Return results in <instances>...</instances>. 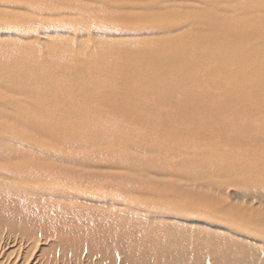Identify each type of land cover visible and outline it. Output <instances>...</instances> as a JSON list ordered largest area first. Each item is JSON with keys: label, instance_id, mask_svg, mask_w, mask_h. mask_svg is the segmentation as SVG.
<instances>
[{"label": "bare ground", "instance_id": "6f19581e", "mask_svg": "<svg viewBox=\"0 0 264 264\" xmlns=\"http://www.w3.org/2000/svg\"><path fill=\"white\" fill-rule=\"evenodd\" d=\"M141 2L149 3L109 5L138 10ZM147 7L186 29L140 46L98 39L86 50L55 41L51 63L82 71L70 84L49 67L30 77L40 71L33 50L0 63V86L21 103L0 109V222L24 233L20 242L6 236V245L18 244L9 264L21 242L32 250L39 238L53 242L26 264H264V212L242 205L264 207V0ZM153 91L172 96L161 99L162 115L126 114L142 102L138 93ZM133 149L150 151L162 170L150 174L149 159ZM93 164L113 170L86 169ZM192 173H205L203 182L183 185ZM230 185L237 205L223 196ZM188 206L217 209L230 224L192 223L180 210ZM35 219L47 235L30 234Z\"/></svg>", "mask_w": 264, "mask_h": 264}, {"label": "rangeland", "instance_id": "374dc122", "mask_svg": "<svg viewBox=\"0 0 264 264\" xmlns=\"http://www.w3.org/2000/svg\"><path fill=\"white\" fill-rule=\"evenodd\" d=\"M145 1L149 3L144 4L141 2V4H139L140 8L138 10H134L132 4L124 5L117 3L109 5V0L102 2L104 6L100 4L101 7H97L96 5H93V7L86 6L87 3L91 2L90 0H0V63L8 60L7 58H9V56L15 57V60H19V54L22 53V51L25 52L33 50L39 54V61H37L34 67L39 68L40 71L32 73L33 75L31 74L30 77H38V75L44 71L43 68L46 69L49 67L53 77H57L70 84L73 82V77L77 76L79 73L82 74V71L77 68L74 70L72 64L63 61L57 65H55V63H51L48 49L53 43H55V41L69 42L73 49L74 47L77 48L84 45L83 49L86 50H92L98 39L120 43L139 42V46L148 41L163 42L165 41L164 39L172 37L174 34L185 30L186 26L183 24L185 22H173V18L170 14H161V17H155L152 15V18L144 13L143 9H148L147 6L154 7L155 5L156 7L158 3H161V8L168 12V10L173 9L175 5L179 6L184 3L190 5L194 4L197 0ZM82 4L86 6V10L88 8L86 13H91L90 16H84L85 11L83 10L85 9H81L79 7V5ZM133 6L135 7V5ZM105 13L108 15L107 17L101 15ZM167 28L169 29L167 30ZM134 80L137 81V84L141 83V81L143 82V78L140 76L134 77L133 81ZM248 91V89H245V95H248ZM138 94L141 97L142 102L138 106L129 108L126 113L127 115L140 116L144 112L159 115L162 112V107H164L161 99L172 98V96H168L167 94L163 97V95H161L158 91H153L144 96H141L140 93ZM14 95V93L5 90L0 86V109L19 106L21 103L18 102L17 97ZM240 95L242 96L244 94ZM54 99V101H59L61 104H64V102L67 101L66 99L56 98V96ZM21 100H23L22 103L26 105L24 99ZM66 106L63 107L65 108ZM196 106L197 104L194 108ZM199 107L200 109L205 108V106L201 104H199ZM139 111L142 113L137 114ZM60 113L66 114L65 111H60ZM148 126L149 125L147 124H143L140 127L147 128ZM158 139H160V137ZM138 140L141 142L143 138H138ZM181 142L182 141H178V139H176V141L165 145L167 148L172 149ZM135 150L139 149H133V152L139 160L145 161V159H149L151 162V164L146 167L150 174L162 170L160 167L161 161H155L154 156L152 155L151 157L150 151L139 152ZM155 158L160 160L158 155H155ZM60 164L65 165L66 163L60 162ZM86 169L89 171L97 170L104 172L113 170L109 167L104 165L100 166L98 164L90 165L89 167H86ZM205 173L199 175H196L198 173H192L189 176L194 177V179L190 178L189 181L182 184L191 186L194 181L199 184L203 182L201 177H203ZM229 187L230 189H227L228 194H223V196L226 200H230L231 203L235 204L236 201L232 199L233 196L231 194V189L233 188L236 190V188H234L233 185H230ZM242 202L244 201H241V203ZM237 204L239 203H236V205ZM242 205L247 206L248 208L253 206L255 209H260L261 212H264V207H258L256 203L251 205L250 203L244 202ZM180 210L185 212L183 215L188 216L187 218H193V220H191L193 221L192 223H212L214 228L221 227L219 219L224 220L227 223L229 222L228 224H230L231 220L228 217H220L217 209L214 208H202L197 210L188 206V208H181ZM17 212L20 211L17 210ZM39 222L40 221L38 219L31 221V226L29 228L31 235L48 234V230L40 231L43 229H39ZM21 228V224L0 222V264H9V262L13 261V258H15V253L18 250V244L15 245V247L11 243L6 245L5 243L8 242L6 236L16 235V239H18L17 242H20V235L24 234ZM237 228L242 231L243 229L244 231L249 230L242 226H237ZM43 239L44 238H39V241L36 243V249L32 250L31 247L34 245L33 242H21L20 257H18L13 264H26L27 259L30 261L32 257L39 254L41 250L50 248L53 239ZM29 250L31 251L29 252ZM22 252L24 254H21ZM27 253L29 254L28 256H26ZM6 254H10V256H7ZM5 255L7 256L8 261L3 259ZM25 257L27 259H25ZM83 263L86 264L85 261H83Z\"/></svg>", "mask_w": 264, "mask_h": 264}]
</instances>
